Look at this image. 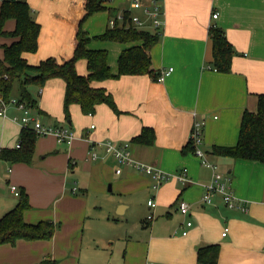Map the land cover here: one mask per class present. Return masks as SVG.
<instances>
[{
  "label": "crops",
  "instance_id": "crops-1",
  "mask_svg": "<svg viewBox=\"0 0 264 264\" xmlns=\"http://www.w3.org/2000/svg\"><path fill=\"white\" fill-rule=\"evenodd\" d=\"M25 2L40 26L37 50L23 54L26 62L36 65L47 58L58 63L69 59L83 0ZM161 4L163 26L149 57L153 71L173 69L162 82L149 74L94 82L93 87L111 95L116 111L99 104L92 115H85L72 104L69 122L63 113L61 79L47 80L40 93L36 87H30L35 88L33 95L28 89L42 124L66 127L73 139L66 145L52 135L37 136L31 164L0 160V189L5 185L15 197L10 192L13 185L27 194L30 208L23 213L24 222L51 221L57 226L51 240L1 245L0 264H37L46 258L55 264H110L120 246L121 264H197L196 251L215 244L220 247L217 264H264V164L211 151L236 145L242 114L256 112L257 96L264 94V0H161ZM102 5L118 12L127 10L123 0H104ZM99 14L103 21L95 25L91 18ZM109 18L108 11L97 12L84 22L83 29L90 37L101 35L109 27ZM211 26L224 31L233 50L229 73L211 68ZM13 28V20L4 25L5 31ZM11 42L0 39V46ZM133 45L91 41L86 48L106 51L107 65L115 74L120 53ZM75 68L77 74H87L84 60L77 61ZM15 91L16 96L9 99L18 100ZM19 117L18 109L8 104L5 116L0 117V149H14L20 143ZM195 121L203 122L198 148L214 171L229 178L237 208H227L218 196L210 205L201 200L203 185L210 182L213 170L184 150ZM144 128L152 130V143L132 142ZM104 141L128 142L135 161L171 176L186 169L188 183L171 178L153 188L148 175L110 156L90 160L91 143ZM101 200L106 202L99 205ZM149 200L155 202L152 209L147 206ZM6 201L0 200V218L17 203ZM179 201L188 205L185 216L177 211ZM100 208L106 215L94 228L93 211ZM149 214L152 220H147ZM186 222L192 225L186 228ZM119 223H123L121 229ZM184 230L187 234L182 236Z\"/></svg>",
  "mask_w": 264,
  "mask_h": 264
},
{
  "label": "trees",
  "instance_id": "trees-1",
  "mask_svg": "<svg viewBox=\"0 0 264 264\" xmlns=\"http://www.w3.org/2000/svg\"><path fill=\"white\" fill-rule=\"evenodd\" d=\"M104 0H83L82 10L77 18L72 34V54L63 63L52 58L30 65L23 57L25 53H35L40 26L31 17V12L23 0H2L0 4V39H10L9 45H2L3 59L0 60V97L8 100L17 90V99L27 107L36 111V101L31 97L28 89H41L49 79L58 78L64 82L63 113L65 120L70 121L68 108L72 104L80 107L85 115H92L95 107L105 104L116 111L113 99L103 88L92 86L94 82L117 79L125 75L149 74L157 81L159 73L151 68L149 51L159 39V34L138 31L126 23L128 13L122 11L125 21L121 27H108L98 36L90 37L83 29L84 22L93 14L108 11L110 17H115L117 9L105 8ZM14 21L12 31H5L7 21ZM211 41V68L219 73H229L233 50L227 41L224 31L216 26L208 30ZM91 41H110L121 44H134L122 51L117 59V72L112 74L107 65V53L101 50H89L87 45ZM84 60L86 75L76 72V63ZM37 135L31 129H23L20 134L18 148L0 149V160L7 163L31 164ZM153 132L144 128L131 141L139 144H151ZM192 152L189 141L184 148ZM183 150V151H184ZM212 153L259 164H264V94L257 96L256 112L244 111L241 117L238 140L231 148L212 147ZM16 205L0 218V246L15 245L19 240L48 241L54 236L57 226L51 221H40L27 224L23 220V213L30 208L24 189L19 190ZM219 245H207L196 251L197 264H217ZM37 264H55L46 258Z\"/></svg>",
  "mask_w": 264,
  "mask_h": 264
},
{
  "label": "built area",
  "instance_id": "built-area-1",
  "mask_svg": "<svg viewBox=\"0 0 264 264\" xmlns=\"http://www.w3.org/2000/svg\"><path fill=\"white\" fill-rule=\"evenodd\" d=\"M2 1V0H1ZM127 6L126 12L128 17L126 18V23L130 24L133 28L138 31L150 32L160 34V30L163 26V6L161 0H123ZM212 18L216 19L217 14L213 13ZM125 21L123 12L120 11L115 17H110L108 20V26L114 28L115 26L121 27ZM172 68L167 70H161L157 78V82H162L167 76L172 72ZM41 89L38 90L40 93ZM8 104L14 105L20 112V117L18 118L19 125L22 129H31L35 132L37 136H54L58 143H64L70 145L73 139L72 132L66 127H51L42 124L39 119V114L27 107L24 103L19 102L15 98L4 100L0 97V117L5 116L6 107ZM203 122L195 121L193 123L189 141L193 147L192 154L195 155L199 160L201 165L208 167L213 170L212 178L209 183L203 185V195L202 202L206 205H210L213 202L214 196H218L224 206L229 209L237 208L236 199L230 188V180L227 176L214 171V166L208 163L205 159L203 152L198 148L201 143ZM93 129V126H91ZM19 144L16 145V148ZM98 150L102 153L99 154ZM89 159L96 161L98 159H104L105 157H112L117 163L130 166L133 169L145 173L152 180L153 188H158L162 183L168 181L171 178H175L182 185L188 183L187 180V170L182 169L175 176L166 174L158 168H154L150 165H146L137 162L133 159L130 144L123 143L120 145H115L110 141H104L101 143H91L88 151ZM116 174L120 173V170L115 171ZM73 192L76 188L72 189ZM10 192L18 197L19 191L16 186H10ZM149 209L155 207V202L149 200L147 202ZM242 209V208H240ZM243 210V209H242ZM177 211L185 216L188 214V205L184 201L177 202ZM152 214L147 216V220H152ZM192 225L191 222H186V228ZM227 229L225 228L221 234L222 237L226 235ZM187 232L184 230L181 232L182 236H185Z\"/></svg>",
  "mask_w": 264,
  "mask_h": 264
},
{
  "label": "rangeland",
  "instance_id": "rangeland-1",
  "mask_svg": "<svg viewBox=\"0 0 264 264\" xmlns=\"http://www.w3.org/2000/svg\"><path fill=\"white\" fill-rule=\"evenodd\" d=\"M23 1H25V0H23ZM31 17L33 18V19H35V15H33V14H31ZM103 15L102 14H99V15H95V16H93L91 19H94L95 20V25L96 24H99V23H102V21H103ZM91 33H95V32H91ZM97 33V32H96ZM31 90H30V92H31V94L33 93L34 94V89L35 88H30ZM32 94V95H33ZM13 96H16V91L14 92V94H13ZM12 97V96H11ZM3 186V189H0V193H2L3 192V195L1 196V194H0V200L2 201L3 199H5V200H7L6 202H8V203H11V202H15L16 200H17V198H15V197H13L12 195H10V193H9V191L7 190V188L5 187V185H2ZM108 196V195H107ZM110 196V195H109ZM91 200H92V202L94 203L97 199L94 197V196H92L91 197ZM106 201H103V200H101L100 202H98V203H100L99 205H102L103 203H105ZM95 203H97V202H95ZM93 213H94V221H93V227L95 228V226H96V228H97V223L99 222V219H100V217L101 216H104V215H106V212H105V210H104V208H100V209H94V211H93ZM144 215V214H143ZM112 217H114V218H119V220H121V217L120 216H118V215H113ZM111 219V218H110ZM112 224V223H111ZM123 227V223H119L118 224V228H122ZM122 248H121V246H120V248H118V253H117V256H116V259H115V261H111V263L110 264H121L122 263V256H123V250H121Z\"/></svg>",
  "mask_w": 264,
  "mask_h": 264
}]
</instances>
